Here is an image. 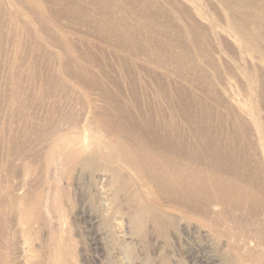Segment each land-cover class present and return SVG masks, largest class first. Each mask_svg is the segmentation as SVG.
I'll list each match as a JSON object with an SVG mask.
<instances>
[{"label":"rangeland","instance_id":"rangeland-1","mask_svg":"<svg viewBox=\"0 0 264 264\" xmlns=\"http://www.w3.org/2000/svg\"><path fill=\"white\" fill-rule=\"evenodd\" d=\"M40 1L50 16L45 21L29 12L25 5L28 0H0V219L2 216L4 227V261L0 264H259L221 260L220 240L206 235L199 223L186 222L175 210L170 212L175 224L166 233L158 235L151 224L142 235L135 233L128 214L131 203L124 194L115 193L110 174L103 167L108 164L120 168L119 177L128 179V187L139 197L149 191L140 177L118 162L103 158L68 167L64 155L69 146L62 141L78 134L85 142H99L121 121L111 118L114 103L101 90L80 84L72 76V69L87 68L111 94L120 90L134 118L147 116L148 110L154 118H171L179 122L183 136L189 139V127L177 121L181 111L176 107L181 100L170 88L165 87L164 94L150 73H168L163 79L167 85L172 84V79L183 86L187 83L174 74L172 50L158 49V54L133 50L134 44L119 36L118 30L134 25L133 19L126 17L113 33L100 27L105 19L113 23L117 13L113 8L108 10L110 16L104 17L85 0H79L77 5L74 0ZM75 6L84 10L83 16L71 17ZM215 9L217 13L222 11L217 4ZM41 21L49 32L48 28L44 32ZM63 35L68 39L65 43ZM140 36L145 42L148 33L140 28ZM179 39L180 44L191 46L184 36ZM164 41L163 36L158 42ZM162 55H167V60L159 65L157 59ZM223 58L227 64H219L218 73L228 84L230 64L225 55ZM206 68L208 75L214 76ZM231 68L237 77L231 80L232 89L242 95L249 92L251 103L262 109L258 88ZM100 71L109 73L110 78L103 77ZM114 84L120 88L117 90ZM132 85L137 90L136 97L132 95ZM201 89L197 87L189 95L195 99L193 110L209 113L207 126L223 139L232 132V125L224 109L213 106V100ZM206 105L207 111L203 109ZM94 117H104L107 127L93 123ZM259 118L260 135H264L263 112ZM116 203L120 211L112 213ZM212 210L218 213L224 209L212 206ZM226 213L221 219L227 229L246 234L250 239L247 250L263 255L264 238L256 229L260 222L264 223V212L258 220L243 209L233 208ZM198 227L200 230L195 232Z\"/></svg>","mask_w":264,"mask_h":264},{"label":"bare ground","instance_id":"bare-ground-1","mask_svg":"<svg viewBox=\"0 0 264 264\" xmlns=\"http://www.w3.org/2000/svg\"><path fill=\"white\" fill-rule=\"evenodd\" d=\"M78 1L74 0L73 4L77 5ZM85 1L104 17L110 16L108 10L111 8L117 11L113 23L105 19L100 26L110 32L115 33L117 24H122L126 17L133 19L134 25H126L118 30L120 37L134 44L133 50L145 49L157 54L158 49L173 51L171 57L176 64L174 74L184 79L187 87L173 79L171 85L164 84L163 79L168 77V73L157 75L151 71L150 75L159 81L158 87L164 94L165 87L170 88L181 100L182 105L177 103L176 107L181 114H177L176 119L189 127L190 138L183 136L179 122L165 116L154 118L150 110L147 116L134 118L120 97V85L114 84L118 91L111 94L87 68H74L72 76L74 74L86 88L101 90L104 97L114 103L111 118L117 117L116 121H121L115 129H109L105 139L99 142H85L78 134L67 138V142L62 141L67 143L66 147L69 146L64 155L68 167L74 168L78 164L103 158L118 162L121 167L140 177L142 185L149 190L146 194H139L141 198L130 190L128 179L119 177L120 168L108 164L103 167V171L110 174L115 193L128 197L131 203L129 218L133 231L139 235L143 234L148 224L155 228L158 235L166 233L175 224V218L170 213L175 210L186 222L193 220L199 223L207 231L206 235L211 234L220 240L218 249L221 260L264 263V254L247 250L249 237L244 233L231 232L221 219L222 215L226 217L227 210L233 208L245 210L255 220L260 219L264 212V135H260L259 118L264 113V107L254 106L249 92L242 95L234 91L230 84L232 79L237 80L233 67L258 88V100L264 104V0ZM28 2L24 3L29 12H33V15L37 13L45 21L49 13L43 10L42 2ZM216 4L221 7V13H217ZM70 15L83 16L84 10L75 6ZM41 25L45 33L47 28L49 32L45 23ZM140 28L148 33L145 42L141 40ZM163 36L165 41L160 44L158 41ZM179 36H184L191 46L180 44ZM62 39L64 43L68 40L65 35ZM223 55L230 64L229 68L224 65L228 68V84L218 73L219 64H227ZM166 60L167 55H162L157 63L161 65ZM206 67L213 71L214 76L208 75ZM101 75L106 78L111 76L107 72H101ZM197 87L203 88L201 91L213 100V106L224 109L232 132L223 139L207 126L211 118L209 113H196L193 110L195 99L189 95ZM136 91L135 85H132L134 97ZM203 109L207 111L208 105ZM103 118L94 117L91 120L107 127V121ZM212 206H221L224 210L215 213ZM119 207L118 203L113 205L112 213L119 212ZM199 230L200 227L194 231ZM256 233L264 238V223L258 224ZM3 239L1 216L0 263L4 261ZM50 262L53 264V261Z\"/></svg>","mask_w":264,"mask_h":264}]
</instances>
